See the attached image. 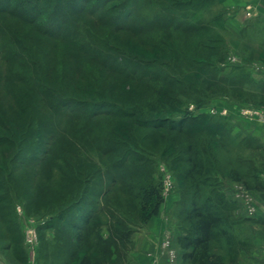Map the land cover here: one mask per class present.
<instances>
[{"label": "rangeland", "instance_id": "1", "mask_svg": "<svg viewBox=\"0 0 264 264\" xmlns=\"http://www.w3.org/2000/svg\"><path fill=\"white\" fill-rule=\"evenodd\" d=\"M10 1L0 9L24 3ZM223 8V0H30L34 24L0 14V244L33 264H78L84 254L126 264L160 199L162 166L175 185L163 203L181 200L170 209L179 219L197 180L206 182L203 202L222 178L246 185L238 168L247 177L263 169L254 131L264 78L225 31ZM158 10L198 29L115 30V17L134 31ZM54 11L66 18L67 41L38 29Z\"/></svg>", "mask_w": 264, "mask_h": 264}, {"label": "crops", "instance_id": "2", "mask_svg": "<svg viewBox=\"0 0 264 264\" xmlns=\"http://www.w3.org/2000/svg\"><path fill=\"white\" fill-rule=\"evenodd\" d=\"M223 5V15L227 16L224 18L225 31L239 36L238 46L244 59L252 53L258 70L255 72L260 79L264 78V0H223ZM254 138L260 144L255 148V158L259 153L260 157H257L264 159V121L256 123ZM263 164L261 161L260 165ZM238 169L236 181L245 176L248 179L246 185L229 183V177H225L214 189L224 203L218 208L222 222L213 231L210 252L220 257L221 264H264V166L260 171L254 169L249 177L245 168ZM243 188L250 195L248 204L243 200ZM178 201L171 205L167 201L163 203L159 213L139 228L133 236L131 260L126 264H192V260L183 257L192 248H183L179 241L183 235L182 219L170 214ZM167 238L176 250L175 259L162 247ZM15 251L13 244H0V264H33L28 255H19Z\"/></svg>", "mask_w": 264, "mask_h": 264}, {"label": "trees", "instance_id": "3", "mask_svg": "<svg viewBox=\"0 0 264 264\" xmlns=\"http://www.w3.org/2000/svg\"><path fill=\"white\" fill-rule=\"evenodd\" d=\"M6 1V0H5ZM11 2L10 0H8ZM23 4L19 5L18 9L14 8H4L2 7L0 9V14H9L17 17L21 21H26L28 23L34 24V21H30L29 17L27 15V12H25L24 7L25 5L30 2V0H23ZM42 1L38 2L39 7L40 3ZM59 5L55 6V11H58ZM55 11L51 14V16L54 17V20L51 22V26L47 27L46 29L42 27L43 25L39 24V31L45 34L46 36L52 38V39H61L63 41H67V35L64 36L63 34V29L64 27L66 31H68L69 28H67V22L66 18L62 21V16L60 17L61 19L58 20L54 15H57ZM159 16H157L155 19H153L150 22H143L141 27H137L133 31V27L128 24L127 21H124L123 19L121 20L120 17L117 18L115 17L113 22L115 24V30L123 31L127 30L130 31L134 34H139L140 32L144 33L146 28L147 29H152V30H174V31H181L183 28H189L191 30L193 29H198L197 26H193L191 24L185 25L182 23H176L175 17H166L164 11L158 10ZM77 13H81V11H78ZM76 14V12H75ZM169 20V21H168ZM120 21H123L124 24H120ZM45 22V21H43ZM38 26V25H37ZM137 31V32H136ZM85 51V50H84ZM84 53L87 54L85 51ZM99 54H95L94 56H91L87 54L91 59L97 60ZM100 56V55H99ZM103 65L104 67H108L107 64L109 62L110 64V58L107 56H103ZM117 69V68H116ZM115 71V69H114ZM129 76V74H128ZM157 78V77H156ZM133 114V112H131ZM194 121H196V118H193ZM202 183L206 182H201L200 180H197L195 186L193 187L194 192L191 194V198H186V201L190 205V212L185 214L182 219V230H183V235L180 236L179 241L182 245L183 248L185 249H190L192 248L191 251L187 252L184 254V259H190L192 260V264H221V259L218 255L211 253L210 252V241L213 236V231L215 230L216 227H218L221 222H222V216L220 214V210H218L219 206L222 204L223 205V199L220 194L217 192L215 193V190H211L212 194L210 196H207L203 200V202L199 201V192L202 188ZM160 199H158L155 208H154V215H157L159 213L160 207L163 204L164 197L162 196V191H160ZM190 195V196H191ZM189 200H191L189 202ZM181 202V200L178 202ZM183 202V203H185ZM217 203V204H215ZM181 204V203H180ZM227 204H224V207H226ZM184 207V206H183ZM185 209V208H184ZM150 216V217H152ZM148 217L147 220L150 218ZM89 220L88 218H84L83 223L84 226L89 225ZM146 220V221H147ZM145 221V222H146ZM128 235H125L123 238H127ZM99 250L94 253V255L99 254ZM78 264H102L100 260L96 258H92L90 254H84L78 261Z\"/></svg>", "mask_w": 264, "mask_h": 264}, {"label": "built area", "instance_id": "4", "mask_svg": "<svg viewBox=\"0 0 264 264\" xmlns=\"http://www.w3.org/2000/svg\"><path fill=\"white\" fill-rule=\"evenodd\" d=\"M255 113L261 116V118H264L263 114L259 110H255ZM161 172H162V177H163L162 178V185H163L162 196L165 198H168L171 196L174 190V187H175L174 180H173L171 173L164 166L161 167ZM243 194H244L243 200L246 204H248L250 200L249 192L243 188ZM26 237H27V242L31 246L34 247L36 245V229L29 228L27 230ZM162 247L168 252V254L170 255L172 259L176 258V255H177L176 250L173 248L170 238H167L164 240V242L162 243Z\"/></svg>", "mask_w": 264, "mask_h": 264}]
</instances>
